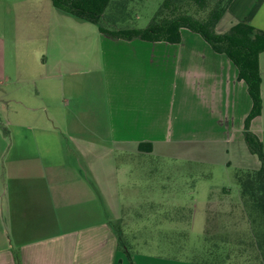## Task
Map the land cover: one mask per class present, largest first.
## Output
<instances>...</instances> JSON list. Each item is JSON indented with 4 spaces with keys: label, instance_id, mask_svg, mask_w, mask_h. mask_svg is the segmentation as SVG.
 Segmentation results:
<instances>
[{
    "label": "crops",
    "instance_id": "1",
    "mask_svg": "<svg viewBox=\"0 0 264 264\" xmlns=\"http://www.w3.org/2000/svg\"><path fill=\"white\" fill-rule=\"evenodd\" d=\"M238 23L264 30V0H233L216 32ZM258 64L261 113L249 129L264 152V52ZM237 75L186 29L177 44L114 39L51 0H0V264L14 252L21 264H210L119 249L113 227L133 202L122 188L147 169L119 160H152L148 182L165 189L153 197L178 211L173 230L188 210L189 230L199 188L213 193L198 183L209 170L260 168L243 139L252 102ZM221 191L220 205L238 200ZM209 196L206 218L218 202Z\"/></svg>",
    "mask_w": 264,
    "mask_h": 264
},
{
    "label": "rangeland",
    "instance_id": "2",
    "mask_svg": "<svg viewBox=\"0 0 264 264\" xmlns=\"http://www.w3.org/2000/svg\"><path fill=\"white\" fill-rule=\"evenodd\" d=\"M126 2L129 15L126 21L131 25L130 27L143 29L154 17L161 0H126ZM187 12L199 19L206 17L205 12H198L194 7L187 8ZM104 28L110 29L111 27L105 25ZM119 162L122 166L132 163L142 164L147 168L144 171L145 175L138 178L137 185L122 188L125 199L133 198L131 203L125 200L124 219L114 224L115 229L119 230L122 235V245L128 248L136 247L142 253L169 258L209 261L212 258L222 260L228 257L229 264L253 261L255 241L262 232L261 220L251 210L249 211L247 205L239 201L235 171L225 176L219 171L209 170L208 173L212 174V177L203 178L198 183L209 185V191L213 193L209 196L203 188H199L198 195L195 197L197 199L196 217L191 228L187 230L189 219L187 218L188 210H185V213L180 212L183 217L179 220L183 229L173 230L169 223L173 217L179 219L178 211L171 210L170 205L156 199L162 196L160 191L164 188L163 185H158L157 177L151 178L153 180L148 182L154 174L150 169L153 161L123 156ZM186 173V170H181L174 172V175L181 174L176 179L185 182L189 179L185 176ZM202 173L207 174V171H202ZM134 179L138 181L137 177ZM177 180L175 183H180ZM223 188L229 190L232 198L237 194L238 200L229 201L228 205L226 203L220 205L219 198L223 199L226 196L221 191ZM173 189L180 198L188 201V194L183 187L174 185ZM149 195L152 196L149 197ZM153 195H157L156 198ZM208 196L217 199L218 202L209 205L211 212L206 218L203 203L207 201ZM224 206H227L228 211L223 213L221 211L227 209Z\"/></svg>",
    "mask_w": 264,
    "mask_h": 264
},
{
    "label": "trees",
    "instance_id": "3",
    "mask_svg": "<svg viewBox=\"0 0 264 264\" xmlns=\"http://www.w3.org/2000/svg\"><path fill=\"white\" fill-rule=\"evenodd\" d=\"M232 1L161 0L150 23L145 28L138 29L130 27L126 21L129 18L126 0H51L56 10L79 21L96 25L103 35L114 39L177 44L180 41V31L189 30L199 35L214 52L225 55L234 64L238 72L237 79L246 84L252 102L251 111L244 122L243 139L248 151L260 162L259 170L235 171L239 201L260 218L262 226V232L255 241L253 261L243 264H264V152L261 141L249 129L251 120L261 113L258 58L264 52V30L247 23H238L224 33H217L216 26ZM192 7L198 12H205V19L196 18L187 12V8ZM105 25L111 28L106 29ZM147 152H150L149 146ZM115 231L119 249L128 252V247L121 244L120 231ZM13 257L14 264H21L17 252L13 253ZM229 262L228 257L209 260L210 264Z\"/></svg>",
    "mask_w": 264,
    "mask_h": 264
}]
</instances>
